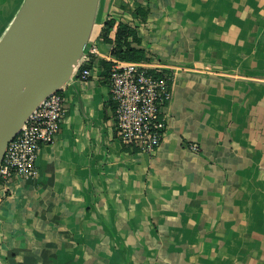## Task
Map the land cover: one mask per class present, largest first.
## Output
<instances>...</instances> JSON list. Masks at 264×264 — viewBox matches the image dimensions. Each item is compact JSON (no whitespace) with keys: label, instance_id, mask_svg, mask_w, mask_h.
Here are the masks:
<instances>
[{"label":"crops","instance_id":"crops-1","mask_svg":"<svg viewBox=\"0 0 264 264\" xmlns=\"http://www.w3.org/2000/svg\"><path fill=\"white\" fill-rule=\"evenodd\" d=\"M22 2L0 0V37ZM108 17L172 75L154 153L115 135ZM89 43L36 175L0 183V264H264V0H100Z\"/></svg>","mask_w":264,"mask_h":264},{"label":"water","instance_id":"water-1","mask_svg":"<svg viewBox=\"0 0 264 264\" xmlns=\"http://www.w3.org/2000/svg\"><path fill=\"white\" fill-rule=\"evenodd\" d=\"M100 0H23L0 37V162L48 95L76 74Z\"/></svg>","mask_w":264,"mask_h":264},{"label":"built area","instance_id":"built-area-1","mask_svg":"<svg viewBox=\"0 0 264 264\" xmlns=\"http://www.w3.org/2000/svg\"><path fill=\"white\" fill-rule=\"evenodd\" d=\"M98 54L89 43L76 70L79 79L92 77L89 57ZM107 82L114 105L115 135L126 145L154 153L163 141L167 128L164 106L172 96L170 72L151 70L147 62L113 60ZM66 97L61 90L43 99L31 112L18 133L9 141L0 162V183L13 176L33 178L37 173L39 146L53 142L66 112ZM190 148L198 151V144Z\"/></svg>","mask_w":264,"mask_h":264},{"label":"trees","instance_id":"trees-1","mask_svg":"<svg viewBox=\"0 0 264 264\" xmlns=\"http://www.w3.org/2000/svg\"><path fill=\"white\" fill-rule=\"evenodd\" d=\"M140 20H145L147 11L142 7L136 8ZM101 41L112 45L110 56L118 61L147 62L149 56L147 51L141 46V37L137 28L126 22H122L113 17L104 20L100 35ZM107 78L112 61L100 60Z\"/></svg>","mask_w":264,"mask_h":264}]
</instances>
